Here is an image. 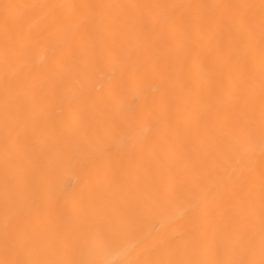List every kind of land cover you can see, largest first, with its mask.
<instances>
[{"label": "bare ground", "instance_id": "1", "mask_svg": "<svg viewBox=\"0 0 264 264\" xmlns=\"http://www.w3.org/2000/svg\"><path fill=\"white\" fill-rule=\"evenodd\" d=\"M48 5L229 4L259 0H0ZM87 9L51 8L25 25L35 41L8 69L26 95L29 145L20 160L13 219L69 245L108 238L91 258L104 264L176 258V245L196 225H214L221 193L207 195L194 177L197 152L227 120L226 104L209 107L198 76L217 48L215 29L185 30L162 13L146 43L97 34ZM121 41L111 49L113 39ZM2 43V36H0ZM159 65L161 75L151 68ZM183 69L179 79L175 73ZM189 70L191 73L189 74ZM173 73L171 81L165 77ZM5 69L0 56V101ZM204 113V119L197 117ZM2 118V116H0ZM191 120L190 130L176 121ZM169 119L172 123L169 124ZM0 128V256L3 247V149ZM203 142V143H202ZM257 159L259 143L255 144ZM169 242H174L169 246Z\"/></svg>", "mask_w": 264, "mask_h": 264}, {"label": "snow or ice", "instance_id": "2", "mask_svg": "<svg viewBox=\"0 0 264 264\" xmlns=\"http://www.w3.org/2000/svg\"><path fill=\"white\" fill-rule=\"evenodd\" d=\"M56 7L87 9L85 19L95 25L98 35H140L146 43L165 12L185 30L215 29L217 48L210 51L209 63L198 70V76L207 82L209 107L226 104L231 114L224 121L218 114L220 127L207 138L210 150L197 152L193 174L207 195L221 193L216 223L194 226L176 245V258L149 256L129 264H264V0L258 4L0 3V56L5 69L0 101L4 166L0 264H104L86 258L106 242L108 234L104 231L95 232L83 243L69 245L59 237L52 241L47 233L35 228L34 235L25 237L13 219L19 194V165L29 145L32 121L26 115L27 97L15 91L8 69L13 63L22 64L35 43L25 29L31 15ZM110 48L119 50L121 41L114 38ZM151 71L161 75L159 65H153ZM182 72L183 69L175 73L177 79ZM172 76L170 72L165 79L171 81ZM197 119L203 120L204 113ZM181 123L190 130L191 120L182 122L178 118L177 128ZM173 243L169 242V246Z\"/></svg>", "mask_w": 264, "mask_h": 264}]
</instances>
